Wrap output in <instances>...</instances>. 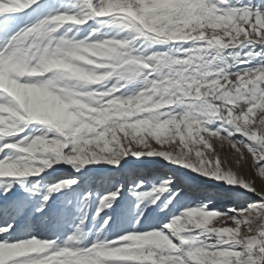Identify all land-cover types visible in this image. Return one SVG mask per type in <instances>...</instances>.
I'll return each instance as SVG.
<instances>
[{"label":"snow or ice","instance_id":"obj_1","mask_svg":"<svg viewBox=\"0 0 264 264\" xmlns=\"http://www.w3.org/2000/svg\"><path fill=\"white\" fill-rule=\"evenodd\" d=\"M0 264H264V0H0Z\"/></svg>","mask_w":264,"mask_h":264},{"label":"rangeland","instance_id":"obj_2","mask_svg":"<svg viewBox=\"0 0 264 264\" xmlns=\"http://www.w3.org/2000/svg\"><path fill=\"white\" fill-rule=\"evenodd\" d=\"M144 170L148 171L149 169H144ZM118 175L121 177V181L124 183H126L127 180L130 178L126 173H120ZM257 184H259V181H257ZM205 193L212 194L214 200V204L212 206L221 209L230 206L239 207L242 203H244L248 199L251 200L257 199V197L252 196L251 194H248V196H241L236 192L222 190L218 187L216 182H207L197 186L198 196H203Z\"/></svg>","mask_w":264,"mask_h":264}]
</instances>
